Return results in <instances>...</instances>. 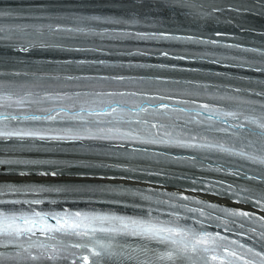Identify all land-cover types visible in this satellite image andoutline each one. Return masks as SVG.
<instances>
[{"label": "snow or ice", "instance_id": "snow-or-ice-1", "mask_svg": "<svg viewBox=\"0 0 264 264\" xmlns=\"http://www.w3.org/2000/svg\"><path fill=\"white\" fill-rule=\"evenodd\" d=\"M62 2L64 0H32L20 11L0 9V42L7 39L18 43V51L22 52L39 48L107 54L108 49L102 44L75 42L87 37L118 41H177L188 45L180 54L168 49L140 48L125 49L120 54L157 56L165 61L224 64L229 56L216 54L223 48L231 50V59L224 64L225 67L264 74V47L225 43L226 33L217 31V39L202 33L180 35L177 31L160 27L151 31L125 30L141 21L153 23L147 19L152 13L126 15L120 19L81 15L69 10L66 16L54 17L52 5ZM145 4L159 10L154 14L156 16L165 13L170 16L174 12L179 17L183 13L184 19L190 18L193 22L214 18L225 11L264 16V0H234L227 7L219 0H132L134 10L142 9ZM5 20L12 22L6 24ZM45 20L57 22L35 23ZM99 25L110 27L97 31ZM245 30L241 27V31ZM74 64L79 65L81 71L85 67L95 70L106 66V62L99 58L67 60L60 66L63 75H37L36 78L80 82L83 88L89 87L84 83L89 79L124 87L130 83H145L143 77L133 81L120 73L90 78L65 71L72 69ZM119 67L157 70L149 83L158 87L155 91L93 89L72 93L46 91L42 95L38 91L17 89L3 83L5 79L28 76V72L5 73L0 69V153H84L97 157L99 161L0 159V166H17L9 167L7 171L21 177L57 178L68 174L79 178L63 181L64 186L59 187L45 186L50 181H0V264H264V214H260L264 213V79L244 82L245 78L241 77L239 85L229 82L218 86L195 78L170 80L163 75L171 71H196L178 64L130 62ZM168 85L188 89L187 98H179V93L173 89L165 90ZM205 94L211 96L210 102H201ZM126 97H137L140 102L130 104ZM131 143L191 149L197 154L183 158V161H191L192 166H202L204 160L210 159L209 153L229 157L228 166L221 164L214 171L234 179L212 182L210 188L218 189L226 196L230 194L229 198L236 197L238 202L250 205L258 212L219 208L203 201L196 202L200 207L189 208L187 204H170L159 199L155 203L160 207H145L141 202L150 205L157 193L147 190L148 194H145L146 190L141 188L88 182L97 177L94 172L85 171L87 169L121 172V180H134L141 174L167 175L163 169L153 171L142 167L140 161L182 160L166 152H151L148 147L128 151L126 145ZM65 169L76 171L66 173ZM114 178L107 173L98 177L99 180ZM193 183L200 184L203 189L208 182L199 179ZM45 193L78 197L90 205H135L141 211L135 215L98 212L94 208L46 212L33 207L43 204L41 199H5L8 196L36 197ZM169 199L190 201L186 195ZM8 204L13 207L8 208ZM18 204L28 205V208L21 211L15 208ZM165 216L168 218L164 219ZM189 221L194 222L195 227ZM212 225L222 231L209 232L208 227Z\"/></svg>", "mask_w": 264, "mask_h": 264}, {"label": "bare ground", "instance_id": "bare-ground-1", "mask_svg": "<svg viewBox=\"0 0 264 264\" xmlns=\"http://www.w3.org/2000/svg\"><path fill=\"white\" fill-rule=\"evenodd\" d=\"M57 178H64V176L57 177ZM65 178H67V177H65ZM5 179H12L13 180V179H54V178H52V177H39L37 175H28V176H24V177H21V176L15 175V174L0 175V180H5Z\"/></svg>", "mask_w": 264, "mask_h": 264}, {"label": "rangeland", "instance_id": "rangeland-1", "mask_svg": "<svg viewBox=\"0 0 264 264\" xmlns=\"http://www.w3.org/2000/svg\"><path fill=\"white\" fill-rule=\"evenodd\" d=\"M161 186V185H160ZM193 193H196V194H199V195H202V196H206V197H209V198H217L218 200H228L226 198H223V197H220V196H215L213 194H208V193H203V192H197V191H191ZM228 202L232 203V204H235V205H238V206H241V207H244V208H250V209H253L255 211L258 212V209H255L247 204H244V203H239V202H235V201H231L229 200ZM261 214H264V213H261Z\"/></svg>", "mask_w": 264, "mask_h": 264}]
</instances>
